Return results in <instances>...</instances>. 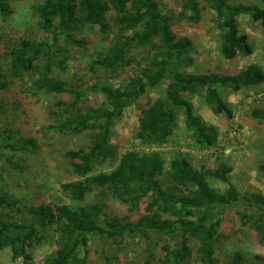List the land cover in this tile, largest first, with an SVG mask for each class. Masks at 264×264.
Masks as SVG:
<instances>
[{
    "label": "trees",
    "instance_id": "trees-1",
    "mask_svg": "<svg viewBox=\"0 0 264 264\" xmlns=\"http://www.w3.org/2000/svg\"><path fill=\"white\" fill-rule=\"evenodd\" d=\"M17 1L0 0V17L11 16ZM178 8V23L189 29L201 24L205 10L214 13L217 52L227 62L253 54L249 37L240 30L241 16L264 28V9L255 5L178 0ZM32 14L48 37L38 42L21 39L6 47L10 75L15 80L29 78L35 93L51 97L47 130L88 133L90 145L65 154L73 179L62 183L60 190L71 204L40 200L25 205L23 211L19 200L0 193V250L9 249L13 261L28 262L34 248L50 237L56 251L43 264H89L92 237L104 242L143 238L148 244L142 260L131 264H264L261 255L248 261L234 252L221 261L216 252L220 224L233 208L241 226L264 245V195H242L232 182L229 162H220L213 170H198L177 152L166 162L160 151L119 154L112 142L115 122L134 106L140 112L135 140L141 145H166L181 119L186 135L199 147L213 148L219 131L197 113L191 99L199 98L214 115L231 119L234 112L227 94L259 88L264 70L250 64L231 73L219 68L194 72L197 42L191 36L176 35L159 0H43L32 6ZM92 28L106 41L114 29L116 33L103 52L89 59L87 71L96 80L90 89L100 96L101 104L84 110L80 92L58 74L65 71V60H53L51 54L63 50L60 42L82 45L83 40L75 37ZM133 65L135 72L119 82L123 68ZM159 86L164 87L163 95L150 98L148 90ZM250 115L264 123V108ZM3 133L0 151L17 152L9 142L14 134L9 129ZM20 140L24 145L19 151L36 149L33 140ZM106 162L113 163L110 170H97ZM258 171L264 172V160ZM165 172L167 186L161 181ZM210 179L225 188L213 187ZM91 194L98 201L86 202ZM107 199L118 201L125 212L111 215ZM17 215L22 216L21 222L16 221Z\"/></svg>",
    "mask_w": 264,
    "mask_h": 264
},
{
    "label": "rangeland",
    "instance_id": "rangeland-1",
    "mask_svg": "<svg viewBox=\"0 0 264 264\" xmlns=\"http://www.w3.org/2000/svg\"><path fill=\"white\" fill-rule=\"evenodd\" d=\"M43 0H19L12 6L13 14L7 19L0 17V145L3 132L9 129L14 137L10 143L18 149L0 151V193L4 192L10 198L21 202V209L25 205L34 204L35 201L46 200L50 203L71 204L70 198L63 194L60 185L73 179L68 172L66 152L70 150L86 149L90 145L88 133L73 135L70 133L59 134L49 131L45 127L49 122L47 108L50 107L51 97L44 93H35L29 78L15 80L9 72L10 58L6 47L18 43L21 39L32 42L43 41L48 34L38 27V20L32 14V6ZM162 2L163 12L171 19L172 28L176 35L191 36L197 42V66L194 72L200 73L214 68H219L222 73H231L250 64H257L264 70V28L259 22H254L246 16H241L238 21L241 32L249 37L253 47V54L247 58H238L235 61L223 60L217 52L215 29V15L210 10L202 13L201 24L189 29L178 23V0H159ZM229 4L255 5L264 9L261 0H227ZM114 29V28H113ZM113 30V34L116 33ZM97 28L84 29L75 38L83 40L80 46H67L60 42L63 50L52 51L53 60L64 59L65 71L58 74L69 86H73L81 94L80 107L86 110L98 107L101 104L100 96L90 88L96 83L90 76L87 67L90 57L103 52L109 40H104L98 35ZM135 66L123 68L118 79L126 80L135 72ZM164 87L149 89L148 95L155 99L162 96ZM228 102L234 112L233 118L216 116L206 107L202 100L196 97L191 99L197 113L209 124L219 131V140L213 148L199 147L186 135L183 123L178 126L170 138L169 143L161 148H150L141 145L135 140V131L138 127L139 108L130 107L123 116L117 120L112 129V142L120 152L160 151L166 162L170 156L177 152L185 156L189 164L196 169H215L220 162L227 161L233 167L231 178L233 184L242 195L259 193L264 195V172L259 173L258 168L264 160V123L254 120L250 113L257 108H264V83L259 87L239 93H228ZM69 97L66 101H70ZM141 107V106H140ZM31 139L37 146L36 149L19 151L24 143L20 139ZM30 148V147H29ZM10 158L15 167L6 161ZM113 163L106 162L97 170L108 171ZM168 166L166 164V171ZM162 183L167 186L166 172L161 177ZM210 184L219 189L225 188L224 184L210 179ZM98 201L95 194L87 197L86 202ZM108 212L111 215L122 214L126 208L118 201L107 199ZM6 212V211H5ZM22 216L17 215L16 221L21 222ZM129 242L103 241L92 237L90 242L89 264H131L142 260L144 249L148 242L134 239ZM216 252L221 261L240 252L246 260L251 261L256 255L264 256V245L259 244L256 237L248 229L241 226L240 220L235 217V208L229 210L220 224L219 239ZM136 243V245H133ZM56 245L52 238L47 237L40 246L32 251L31 260L24 262L22 259L13 261L9 249L0 250V264H43L45 258L53 255Z\"/></svg>",
    "mask_w": 264,
    "mask_h": 264
}]
</instances>
